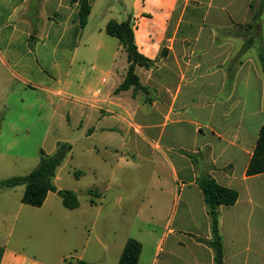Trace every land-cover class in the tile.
<instances>
[{
	"label": "crops",
	"instance_id": "0c3cea01",
	"mask_svg": "<svg viewBox=\"0 0 264 264\" xmlns=\"http://www.w3.org/2000/svg\"><path fill=\"white\" fill-rule=\"evenodd\" d=\"M86 1L91 13L82 27L81 0H0V100L8 88L6 103L17 93L23 102L26 96L42 95L54 107L53 114L62 111L68 119L74 117V124L90 136L96 133L93 111L111 113L114 120L99 128L102 133L128 135L133 130L152 149L143 154L128 148L123 143L126 137L118 147L112 145V158L106 160L110 177L104 196L109 207V244L97 237L93 252L101 259L110 252L118 264L127 240L134 238L142 244L140 264H215L208 244L210 219L197 184L205 174L239 193L234 205L220 207L225 264H264V173L247 175L264 113L258 128V107L252 112L246 106L254 87L264 107V0ZM97 9H101L102 19L94 23ZM110 20H129L139 52L154 61L149 70L137 68L148 93L115 92L128 63L117 65L122 50L118 39L116 44V38L106 32ZM88 64L91 70L105 67L115 76L106 94L100 87L107 83L105 77V83L103 78L96 81V88L90 85ZM229 83L231 90L226 89ZM239 86L243 89L236 100ZM99 88L101 95L96 96ZM115 110L122 114H112ZM165 136L170 143L163 142ZM117 148L129 150L137 161L130 163L128 153L119 158ZM142 162L151 167L154 191L127 200L118 190L121 174L128 168L126 164L141 167ZM164 167L168 168L166 175ZM60 168L54 183L58 190H65L57 183L62 179ZM57 197L50 192L41 207L22 201L0 206V264H48L9 244L19 225L18 237L37 222L35 214L46 211L52 218L60 211ZM140 197L147 200L149 221L155 223L153 232L139 228L136 237L118 235L114 221L125 215L128 202H133L140 215ZM93 204L91 199L90 208H82L80 203L73 210L82 214L80 228L89 225L94 230L97 226ZM152 242L150 259L144 261ZM77 248L73 250L78 252ZM65 254L57 264L85 259V253Z\"/></svg>",
	"mask_w": 264,
	"mask_h": 264
},
{
	"label": "rangeland",
	"instance_id": "374dc122",
	"mask_svg": "<svg viewBox=\"0 0 264 264\" xmlns=\"http://www.w3.org/2000/svg\"><path fill=\"white\" fill-rule=\"evenodd\" d=\"M101 19V9H97L93 22L98 23ZM113 40L118 44L117 39ZM125 58L124 53L121 52L116 58L117 65L121 66L122 62L126 64ZM105 69L104 67V70H91L90 64L86 68L87 78L92 81L90 85L93 84L94 88L97 87L95 86L97 80L104 77L107 79L104 86L99 85L104 94L116 79L113 74L106 72ZM226 89L231 90L232 84L229 83ZM241 89H243L241 86L237 89L236 100L239 99ZM9 90V88L6 89L0 100V183L14 177L28 175L38 166L42 150L46 153H53L59 141L68 142L72 146V151L60 168L62 179L57 182L58 186L65 190L74 191L83 206L82 208H90L89 203L93 199V206L95 207L92 208V217L97 218V226L94 230L89 225L80 228L79 225L82 221L80 211L66 208L60 197H57L61 210L55 213L52 218L46 211L42 214H35L34 219L37 222L30 225L20 237H18V233L20 234L22 230L19 225L11 237L13 242L9 246L30 258L48 264H57L62 255H67L65 253H69V251H72L73 255L85 253L84 260L89 263L94 261L96 264H116L117 260L110 252L106 253L102 259L100 254L93 252L97 237H101L105 245L109 244V235L106 230L109 207L104 196L110 170L106 160L112 158L111 155L114 152L112 145L118 147L122 143L123 137H126L123 143H126L128 148L136 149L143 154H149L152 149L142 143L133 130L128 135L121 132L115 134L102 133L99 128L106 125L105 122L114 120L110 115L111 113H100L92 110L94 114L92 125L96 127V133L90 136L85 129L74 124V117L68 119L62 111L53 114L54 107L48 104L42 95L37 97L35 94L33 98L26 96L23 102L21 94L17 93L11 102L6 103ZM250 91V102L246 106L247 108L251 107L252 112L258 107L257 126L259 128L262 122L260 114L264 113V107L262 109L260 106V92L254 87ZM238 112L239 110H236L235 114ZM112 114H122V112L115 110ZM138 117V119L141 118L140 115ZM167 130L169 131L170 127ZM163 140L164 143L171 142L168 136H165ZM117 149L119 158L128 153L130 163L137 161L134 154L129 150ZM130 163L126 164L128 168L124 169V173L121 174L122 186L118 189L126 194L127 200L154 191L152 186L154 176L152 172L150 173L149 163L142 162L141 167H133L134 165H130ZM164 170L165 175L168 174V168L164 167ZM24 190V185L15 188L0 187V206L6 202L10 204L19 203ZM97 192L98 196H96ZM128 203L125 215L122 218L119 216L118 220L114 221L118 235L124 233L136 237L139 235V228H143L146 232H153L155 223L149 221L150 211L147 208V200L145 199L144 202L143 197L139 199L138 208L143 211L140 215L135 212L133 202ZM13 220L14 216L9 217L8 223L13 222ZM7 231L9 235L8 228ZM74 247H78V252L73 250ZM148 248L150 251L145 256L144 261L150 259L154 242Z\"/></svg>",
	"mask_w": 264,
	"mask_h": 264
},
{
	"label": "trees",
	"instance_id": "16d2710c",
	"mask_svg": "<svg viewBox=\"0 0 264 264\" xmlns=\"http://www.w3.org/2000/svg\"><path fill=\"white\" fill-rule=\"evenodd\" d=\"M90 13L91 6L89 2L81 0L79 14L82 27L86 26ZM106 32L108 35L118 39L128 63L124 80L115 92L133 90L135 93L138 91L148 93V87L142 84L137 68L142 67L149 70L154 66V61L139 52L130 21L118 22L110 20L106 26ZM261 64L264 72V57L261 58ZM71 151L72 146L68 142L59 141L54 153L47 154L44 150L41 151L38 166L31 173L3 181L0 183V187L15 188L24 185L25 190L21 201L33 207L43 206L48 194L56 192L61 197L66 208L77 209L80 205L77 194L71 190H58L54 183L58 169L63 165ZM263 173L264 123L259 131L257 145L247 168V175L254 176ZM197 184L202 191L210 219L211 239L208 244L214 251L215 264H225L223 237L220 230V207L234 205L239 198V193L234 189L221 186L214 178L205 174L198 178ZM141 251L142 244L138 240L134 238L128 239L118 264H140ZM64 264L91 263L84 260L65 259Z\"/></svg>",
	"mask_w": 264,
	"mask_h": 264
},
{
	"label": "built area",
	"instance_id": "2783aa9c",
	"mask_svg": "<svg viewBox=\"0 0 264 264\" xmlns=\"http://www.w3.org/2000/svg\"><path fill=\"white\" fill-rule=\"evenodd\" d=\"M102 82H103V83H105V82H106V79H105V78H103V79H102ZM101 92H102V91H101V89H100V88H99V89H97V90H96V96H100V95H101Z\"/></svg>",
	"mask_w": 264,
	"mask_h": 264
}]
</instances>
